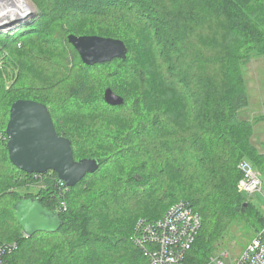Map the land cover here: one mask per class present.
Masks as SVG:
<instances>
[{"label": "trees", "instance_id": "16d2710c", "mask_svg": "<svg viewBox=\"0 0 264 264\" xmlns=\"http://www.w3.org/2000/svg\"><path fill=\"white\" fill-rule=\"evenodd\" d=\"M31 1L38 14L0 33V243L14 245L6 264H149L131 239L135 225L179 201L201 218L184 264L224 250L234 226L254 235L264 214L236 185L244 160L264 176L244 115V66L264 62V0ZM69 34L118 38L126 57L86 65ZM7 61L17 66L11 82ZM106 87L124 102L107 104ZM17 99L46 105L74 159L95 158L98 169L59 189L53 171L38 179L16 168L5 128ZM255 120L264 124V112ZM30 196L57 210V231L23 234L14 204Z\"/></svg>", "mask_w": 264, "mask_h": 264}, {"label": "water", "instance_id": "95a60500", "mask_svg": "<svg viewBox=\"0 0 264 264\" xmlns=\"http://www.w3.org/2000/svg\"><path fill=\"white\" fill-rule=\"evenodd\" d=\"M25 7L29 9L22 15L9 13L0 19V33L37 15L29 2ZM67 39L86 65L126 57V45L118 38L69 34ZM103 99L109 105L124 102L122 96L110 87L105 88ZM5 133L9 161L26 173L53 171L66 186L72 187L87 173H93L99 167L95 158L74 159L71 141L56 132L49 110L41 102L32 99L15 100L9 108ZM14 213L25 236L38 231L55 232L63 223L57 210L44 207L37 196L16 201Z\"/></svg>", "mask_w": 264, "mask_h": 264}, {"label": "built area", "instance_id": "2783aa9c", "mask_svg": "<svg viewBox=\"0 0 264 264\" xmlns=\"http://www.w3.org/2000/svg\"><path fill=\"white\" fill-rule=\"evenodd\" d=\"M238 168L242 174L236 185L238 192L249 196L259 191L260 172L245 160L238 164ZM32 174L40 179L42 173ZM51 179L59 189L68 187L58 177ZM59 205L65 209L64 199ZM200 226L199 214L186 202L179 201L156 220L139 219L131 239L141 248L149 264H184L185 253L191 248ZM11 249L0 243V264H6L4 254ZM224 258H228V253L220 250L202 264H227ZM229 264H264V225L252 236L242 253L231 259Z\"/></svg>", "mask_w": 264, "mask_h": 264}, {"label": "rangeland", "instance_id": "374dc122", "mask_svg": "<svg viewBox=\"0 0 264 264\" xmlns=\"http://www.w3.org/2000/svg\"><path fill=\"white\" fill-rule=\"evenodd\" d=\"M27 2L33 5L35 11H37L38 14V10L36 9L33 2L31 0H27ZM18 11L21 12V10ZM2 12H4V10H1L0 13ZM3 67L9 73L8 82H11L12 74L10 73V71H14L17 68V66L11 61L10 62L7 61V63H5ZM244 79H245V88L249 98L248 101L252 103V102H256V101L258 102L264 100V62L260 56L258 57L253 56L251 59L247 61V63L244 66ZM263 109L264 107L262 106L254 105V107H250L247 110H245V114H244L245 116L248 114L249 117L250 116L252 117L251 112H255L253 113L255 114L253 116L254 118L253 119L251 118V121H253V128H252L254 132L253 135L255 134L254 136L256 138V140L253 141L255 142V144L256 143L258 144L260 139H264L262 138L264 136V124L260 120H259L260 122L255 120L257 115H260L262 111L264 112ZM31 190L35 191V189L33 188ZM20 191L21 193H24L25 192L24 187L21 188ZM247 197H249L250 202L255 207H257L261 211V213L264 214V176L263 175H260V190L252 193ZM9 227L13 231L16 230V225L11 224ZM232 230L233 231L231 235H233V237L227 241L224 247V250L228 253V258L226 259L224 258V260H226L225 263L227 264H229V261L231 259L238 257L242 253L246 244L253 236V228L251 226L248 227L245 225L244 226L238 225L236 227L234 226Z\"/></svg>", "mask_w": 264, "mask_h": 264}, {"label": "bare ground", "instance_id": "6f19581e", "mask_svg": "<svg viewBox=\"0 0 264 264\" xmlns=\"http://www.w3.org/2000/svg\"><path fill=\"white\" fill-rule=\"evenodd\" d=\"M12 0H0V12L1 10H4V12L0 13V19L6 17L7 14H19L22 15V13H25L29 8L25 7V4L27 3L24 0H13V3L11 2ZM10 6V7H9ZM7 10V11H5ZM18 10H21V12H19ZM7 138V136H6ZM3 244V243H1ZM8 246V248H12L14 247V245L12 246L11 244H5ZM11 249V250H12ZM6 252H10V251H6ZM5 252V254H6ZM4 254V256H5Z\"/></svg>", "mask_w": 264, "mask_h": 264}, {"label": "crops", "instance_id": "0c3cea01", "mask_svg": "<svg viewBox=\"0 0 264 264\" xmlns=\"http://www.w3.org/2000/svg\"><path fill=\"white\" fill-rule=\"evenodd\" d=\"M254 105H259V106L264 107V100H261V101H258V102L256 101V102H252V103L249 102V108H250V107H254ZM263 110H264V109H263ZM262 112H263V111H262ZM253 113H255V112H251L252 117L250 116V117H249L250 119H251V118H252V119L254 118L253 116H254L255 114H253ZM249 114H250V113H249ZM247 116H248V114H247ZM257 121L260 122L259 120H257ZM261 122H262V121H261ZM262 123H263V122H262ZM254 135H255V134H254ZM254 135H253V137H252V141L256 140V138H255ZM262 138H264V136H263ZM263 141H264V139H260V140H259V143H258V144L256 143V146H257V147L259 148V150H261L262 152H264V149L261 147L260 143L263 142Z\"/></svg>", "mask_w": 264, "mask_h": 264}]
</instances>
